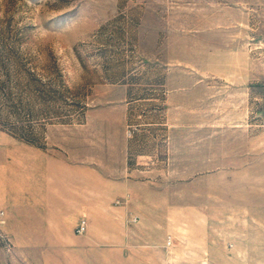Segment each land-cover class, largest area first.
Masks as SVG:
<instances>
[{
    "label": "rangeland",
    "instance_id": "1",
    "mask_svg": "<svg viewBox=\"0 0 264 264\" xmlns=\"http://www.w3.org/2000/svg\"><path fill=\"white\" fill-rule=\"evenodd\" d=\"M23 140L109 197L82 235L0 208V264H264V0H0V145Z\"/></svg>",
    "mask_w": 264,
    "mask_h": 264
},
{
    "label": "crops",
    "instance_id": "2",
    "mask_svg": "<svg viewBox=\"0 0 264 264\" xmlns=\"http://www.w3.org/2000/svg\"><path fill=\"white\" fill-rule=\"evenodd\" d=\"M95 187H105L106 193L99 197L108 199L110 181L89 165L65 162L47 149L31 144L19 143L11 149L0 145V208L6 211L8 221H14L19 212L22 218L28 213L29 223L37 219L40 229H44L40 234L61 235L63 217L68 214L72 230L83 219L89 228ZM170 238L169 249L174 246L173 237ZM187 252L176 259L190 261L191 254ZM192 253V258L197 255L198 262L204 259V248L198 247L196 255ZM173 260L169 258V263Z\"/></svg>",
    "mask_w": 264,
    "mask_h": 264
},
{
    "label": "built area",
    "instance_id": "3",
    "mask_svg": "<svg viewBox=\"0 0 264 264\" xmlns=\"http://www.w3.org/2000/svg\"><path fill=\"white\" fill-rule=\"evenodd\" d=\"M135 221H136V219H134V222ZM87 229H88V223L86 220L83 219V220H81L79 226L77 227L76 232H77V234L82 235V234L87 232ZM171 244H172V239L169 238L167 246H171Z\"/></svg>",
    "mask_w": 264,
    "mask_h": 264
},
{
    "label": "trees",
    "instance_id": "4",
    "mask_svg": "<svg viewBox=\"0 0 264 264\" xmlns=\"http://www.w3.org/2000/svg\"><path fill=\"white\" fill-rule=\"evenodd\" d=\"M23 141H25V142H27V143H29V144H33V142H31L30 140H23ZM34 145V144H33Z\"/></svg>",
    "mask_w": 264,
    "mask_h": 264
}]
</instances>
